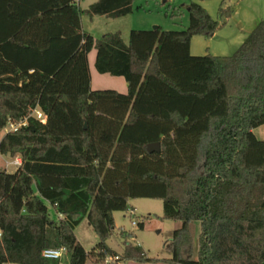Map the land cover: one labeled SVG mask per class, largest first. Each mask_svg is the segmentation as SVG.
<instances>
[{"label":"trees","instance_id":"16d2710c","mask_svg":"<svg viewBox=\"0 0 264 264\" xmlns=\"http://www.w3.org/2000/svg\"><path fill=\"white\" fill-rule=\"evenodd\" d=\"M79 1L0 0V132L26 121L0 140V154L22 158L0 171V264H62L42 256L61 247L68 264L120 260L113 213L135 198L162 200L163 218L182 225L171 258L127 241L125 261L264 264V21L232 55L195 56L192 37L225 27L231 8L219 21L191 3L186 29H132L125 41L95 39L82 19L126 17L134 0ZM93 49L96 70L123 77L127 93L92 90ZM85 217L99 237L89 252L75 235Z\"/></svg>","mask_w":264,"mask_h":264},{"label":"rangeland","instance_id":"374dc122","mask_svg":"<svg viewBox=\"0 0 264 264\" xmlns=\"http://www.w3.org/2000/svg\"><path fill=\"white\" fill-rule=\"evenodd\" d=\"M98 0H81V8L87 9L91 4ZM191 3H199L216 20L220 21L219 9L231 8L233 14L227 24L232 29H219L214 36H196L198 49L201 53L210 52V48H216L223 42H228L233 38L234 32H241L242 29H252L260 22L264 21V0H134L133 12L121 18H109L105 16L94 17L91 28L88 32L95 39L100 38L109 31H120L122 36H128L131 29L150 30L160 26L163 30H184L189 26V10ZM249 31V30H248ZM236 50L229 52L232 55ZM204 54H201V56ZM222 56V55H221ZM96 49L88 55L89 69L91 75L92 90H115L120 93H127L126 81L123 77L112 76L110 74H100L95 67ZM12 131L10 124L0 132V140L5 133ZM259 139H264V126L254 130ZM0 154V171L14 173L18 168L11 164L18 157ZM129 211H115L113 213L116 228L113 235L107 241L108 245L118 252L120 260L111 263H96L89 259L87 264H167L158 263H139L136 261H125L122 253L125 242L134 246H140L149 258L164 260L171 258V254L166 247L171 239L174 230L181 227L180 221L163 218L164 204L160 199L135 198L129 201ZM133 210V214H131ZM52 215L53 209L50 208ZM144 221L145 227L142 230L139 226H134L133 222ZM190 230L194 238V256H197L199 248L200 222H192ZM78 241L89 252L99 242V237L94 228L90 225L87 217L75 229ZM115 257V256H114ZM69 256L67 253L62 257V264H68ZM14 264V263H8Z\"/></svg>","mask_w":264,"mask_h":264},{"label":"crops","instance_id":"0c3cea01","mask_svg":"<svg viewBox=\"0 0 264 264\" xmlns=\"http://www.w3.org/2000/svg\"><path fill=\"white\" fill-rule=\"evenodd\" d=\"M80 1H79V6L81 7ZM93 19L92 20H89L87 17H84L82 19L83 29L86 30L87 32H88V29L91 28V25L93 23ZM227 27H229V29H232L231 26H230V24H227L222 29L224 30ZM242 30L243 31H241V32H236L235 31L234 34H233V36H232L233 38L229 39L228 42H223V43H221V45H218V46L216 45V48L215 49L211 47L209 53L208 52L201 53L199 51V49L197 47L198 46V40H196V38H195L196 36H199V35H195V36L192 37V40H191V47H190L191 54L192 55H195V56H201V54H204V55H206V54H212L214 56H221V55L222 56H225L224 54L228 55L229 52H232L234 50H237L239 48V46L247 38V36L249 35V33L251 32L250 29H242ZM109 32H120V31H109ZM106 33H108V32H106ZM215 34H213L212 36H214ZM128 35H129V33H128ZM123 39L125 41H127L128 40V36L127 35H126V37L123 36ZM126 89L128 91L127 82H126Z\"/></svg>","mask_w":264,"mask_h":264},{"label":"built area","instance_id":"2783aa9c","mask_svg":"<svg viewBox=\"0 0 264 264\" xmlns=\"http://www.w3.org/2000/svg\"><path fill=\"white\" fill-rule=\"evenodd\" d=\"M32 116H34L36 119H38L40 121H43V122H45L46 118H47V116L39 109L34 110L33 113H32ZM25 123H26V121H24L21 124H17V125L11 123L10 125L12 126V131L17 130L18 127H20L22 124H25ZM11 164H14L17 167L21 166L22 158L20 156L16 157ZM131 214H133V210H131ZM138 223L139 222L134 221L133 225L134 226H138ZM45 250H48V257L47 258L44 257V256L43 257L46 258V259H52V260H61L62 257L67 252L65 247H61V248H58V249L47 248ZM57 252L61 253V255L59 257L56 256ZM118 259H119L118 256L111 257V258L106 259V263H111V262L116 261Z\"/></svg>","mask_w":264,"mask_h":264},{"label":"water","instance_id":"95a60500","mask_svg":"<svg viewBox=\"0 0 264 264\" xmlns=\"http://www.w3.org/2000/svg\"><path fill=\"white\" fill-rule=\"evenodd\" d=\"M155 28V27H154ZM149 152H159L160 151V143H153L148 146ZM69 193V191H66Z\"/></svg>","mask_w":264,"mask_h":264},{"label":"clouds","instance_id":"9594fccd","mask_svg":"<svg viewBox=\"0 0 264 264\" xmlns=\"http://www.w3.org/2000/svg\"><path fill=\"white\" fill-rule=\"evenodd\" d=\"M60 255H61L60 252H57V253H56V256H57V257H59ZM42 256H44V257L47 258V257H48V250H44V251L42 252Z\"/></svg>","mask_w":264,"mask_h":264}]
</instances>
